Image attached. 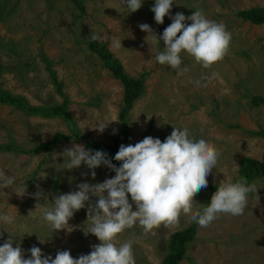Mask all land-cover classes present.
Masks as SVG:
<instances>
[{
    "label": "rangeland",
    "instance_id": "1",
    "mask_svg": "<svg viewBox=\"0 0 264 264\" xmlns=\"http://www.w3.org/2000/svg\"><path fill=\"white\" fill-rule=\"evenodd\" d=\"M76 1L83 10L71 0H0V89L33 106L61 103L66 96L72 121L30 115L15 105L0 103V146L17 148L0 147V170L16 177L11 188L0 189V214L15 217L14 225L0 222V245L11 234L13 246L19 244L25 258L30 257L27 250L34 245L53 258L62 250L78 258L100 243L93 234L85 235L90 225L87 207L75 212L65 229L56 231L35 207L40 203L51 208L56 195L78 190L81 182H103L115 172L101 165L92 178L91 170L83 164L63 169L67 157L59 154L73 143L86 148L80 140L57 143L50 152L31 151L56 132L70 136L75 130L108 145L119 132L124 88L89 47L91 33L107 43L128 75L138 77L146 72L145 90L129 111L126 145L145 136L163 142L174 126L186 127L192 136L205 139L221 153L207 177L218 186L237 177L242 157L264 162V137L249 133L264 132V103L253 102L255 96L264 97V24L243 21L235 15L248 8L264 7V0H173L171 15L182 12L190 16L199 9L231 33L227 54L209 68L182 52L180 74L156 62L155 54L164 50V43L161 40L150 48L152 34L139 28V24L147 23L159 36L172 22L167 15L163 24L155 22L150 10L155 0H143L141 8L133 13H127L121 0ZM109 6L119 7L121 12ZM117 40L122 44L119 47L114 46ZM106 124L102 133L93 128ZM24 183L27 191L21 197L13 190ZM37 185L46 199L37 201L31 195L38 190ZM250 185L256 192L248 194L243 215L221 214L207 228L197 224L194 239L178 264H264V175ZM206 195L203 189L194 197V210ZM191 223L190 217L182 214L176 224L161 225L154 230L155 235L147 236L136 225L119 234L116 243L133 242L135 264H160L171 234Z\"/></svg>",
    "mask_w": 264,
    "mask_h": 264
},
{
    "label": "clouds",
    "instance_id": "2",
    "mask_svg": "<svg viewBox=\"0 0 264 264\" xmlns=\"http://www.w3.org/2000/svg\"><path fill=\"white\" fill-rule=\"evenodd\" d=\"M121 2L127 13H133L141 8L143 0ZM172 6L173 0H155L150 9L157 24H163L166 15L171 18L172 22L162 35L155 34L147 23L139 24L142 31L152 34L151 44L147 40L150 48L159 45L161 40L164 43V50L155 54L156 62L180 74L183 71L182 52H186L203 68L222 60L231 43V33L226 26L209 20L199 9L190 16L182 12H176L173 16L170 12ZM109 7L121 12L119 7ZM99 38L91 33L92 40ZM121 45V41H114V46ZM151 117L148 116L149 119ZM108 124L93 128L102 133ZM59 155L67 157L63 169L71 170L83 164L95 178V169L104 165L115 175L100 183L81 182L76 186L78 190L56 195L53 207H41L37 203L35 208H40L42 219L56 231L65 229L74 213L87 207L90 225L84 231L85 235L93 234L100 243L92 245L90 253L81 254L78 258H74L69 250L57 251L53 258L44 255L42 249L34 245L27 250L30 257L25 258L20 245L13 246V236L9 233L8 239L0 245V264H135L133 242L125 241L119 246L116 243L118 235L124 230L138 225L143 235H155V229L161 225L168 227L176 224L182 214L189 216L201 228H207L221 214L243 215L248 194L256 192L255 186L243 177L235 182L223 181L212 194L210 203L202 210H194V197L207 188V177L216 168L221 153L205 139L192 136L186 127L174 126L163 142L159 138L145 136L135 144H121L114 156V160L120 162L119 166L104 151H93L76 143ZM88 174L82 173L85 176ZM15 182V176L6 175L0 170V189L11 188ZM37 189L31 195L37 201L46 199L47 195L39 185ZM13 191L23 197L27 185L24 183ZM92 198L96 199L93 201ZM0 222L14 225L15 217L3 213L0 214ZM38 239L41 243L45 241Z\"/></svg>",
    "mask_w": 264,
    "mask_h": 264
},
{
    "label": "trees",
    "instance_id": "3",
    "mask_svg": "<svg viewBox=\"0 0 264 264\" xmlns=\"http://www.w3.org/2000/svg\"><path fill=\"white\" fill-rule=\"evenodd\" d=\"M73 1L80 10L83 7L76 0ZM235 15L242 19L243 21H249L254 24H264V7H252L245 10H241L235 13ZM89 47L98 54V56L103 60L104 65L107 66L111 74L119 79L123 85L124 92L122 97V105L118 112V119L120 122V130L117 135L113 138L112 144H102L97 141H92L91 139L81 136L75 130H72L70 136L63 134L62 132H56L53 134L52 138L43 143L35 144L31 149L32 152L47 151L50 152L54 149L57 143L63 142L65 140H80L84 143L87 149L102 150L107 153L108 158L112 159V162L119 166L118 161L114 160V156L119 150L121 144L126 145L128 140V115L129 111L133 106L135 100L142 95L145 90L144 76L146 72H143L138 77H133L128 75L119 61V59L112 54L108 49L107 43L93 40L89 43ZM253 102L256 105L264 103V97L255 96L253 97ZM0 103L15 105L19 109L23 110L30 115H38L41 117H61L71 123V116L67 111L68 100L66 96L61 103H56L52 105L44 106H33L30 105L24 98L20 96H14L13 94L0 89ZM250 134L260 135L264 137V132L262 131H249ZM5 149L17 148L14 145L8 144L7 146H0ZM264 175V162L253 159L248 156H244L239 161L238 175L233 179V182L237 181L241 177L245 178L250 184L254 179L259 176ZM218 185L216 183L208 182L206 188L207 195L197 206V209H203L210 203L212 194L216 191ZM197 223L193 222L184 229L177 230L171 234L166 242V252L165 256L160 264H178L180 260L185 256L187 245L194 239Z\"/></svg>",
    "mask_w": 264,
    "mask_h": 264
}]
</instances>
